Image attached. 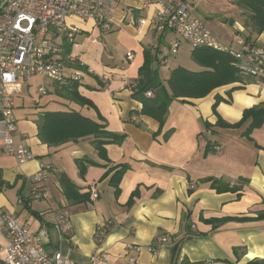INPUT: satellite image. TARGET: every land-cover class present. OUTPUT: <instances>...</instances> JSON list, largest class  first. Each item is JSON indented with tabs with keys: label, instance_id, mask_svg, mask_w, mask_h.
Masks as SVG:
<instances>
[{
	"label": "crops",
	"instance_id": "0c3cea01",
	"mask_svg": "<svg viewBox=\"0 0 264 264\" xmlns=\"http://www.w3.org/2000/svg\"><path fill=\"white\" fill-rule=\"evenodd\" d=\"M184 2L205 24L217 18L232 20L240 27L234 32H244V18L235 0ZM139 4V0H121L108 30L93 22L74 21L81 33L70 50L82 73L78 93L92 103V107H80L71 102L78 108L75 111L105 123L108 132L122 139L106 145L104 156L90 140L50 147L38 138L36 115L15 118L14 140L27 147L34 159L20 165L2 151L0 141L4 183L0 184V207L15 214L34 233L46 227L47 253H58L67 264H85L96 254L105 256L100 264H248L256 260L264 264V221L234 220L216 227L207 223L222 217L256 218L264 211V120L249 135L245 133L251 118L235 129L215 127L218 117L235 125L245 111L264 107V86L254 82L230 92L239 86L232 84L202 99L175 100L161 127L148 117L140 118L141 126H136L130 113L140 111L141 105L132 100L131 88L145 51L154 52L157 64L165 67L167 57L161 60L159 55L168 34H172L157 32L148 21L154 9L141 11ZM131 18L147 21L141 27L132 26ZM209 31L219 42L224 41L225 30L216 23ZM252 41L264 49V32ZM128 53L131 59H127ZM152 69L161 82L157 65L152 64ZM216 96L224 99L216 108L217 115L213 112ZM208 143L214 152L206 153ZM82 158L93 161L84 175L79 174L76 162ZM41 165L53 169L43 184L45 199L31 194L30 177ZM118 171L123 174L115 194L109 182ZM62 174L87 197L68 200L59 183ZM208 178L220 179L239 190L217 193L206 182ZM94 193L96 199L92 198ZM133 193L137 196L130 203ZM59 211L68 213L71 223L70 234L61 237L53 228ZM196 229L204 234L194 235ZM99 230L106 233L96 243ZM161 237L167 238L165 244L158 243Z\"/></svg>",
	"mask_w": 264,
	"mask_h": 264
},
{
	"label": "built area",
	"instance_id": "2783aa9c",
	"mask_svg": "<svg viewBox=\"0 0 264 264\" xmlns=\"http://www.w3.org/2000/svg\"><path fill=\"white\" fill-rule=\"evenodd\" d=\"M120 1L0 0V141L2 151L14 157L20 165L33 160L34 155L14 140L17 133L15 97L36 77L57 83L79 82L82 78L77 68L79 63L71 51H66V47L75 45V38L81 33L74 21L93 22L100 29L108 30ZM139 3L141 11L154 9L148 21L157 32L170 31L176 37L170 42L173 53L179 48L180 41L192 49L229 51L233 56L232 66L240 74L264 85V49L246 44L240 34L234 36V41L241 45L239 50L224 47L184 0H139ZM146 21L131 18L130 24L141 27ZM126 57L131 59L132 55L128 53ZM37 93L46 95V87L39 85ZM51 170L49 165H41L40 170L30 177L34 198H46L43 184ZM96 197L94 193L92 198ZM53 228L59 237L69 235L68 213L57 212ZM105 233L99 230L96 237ZM48 236L46 227L41 233H34L15 214L5 213L0 207V264H67L58 253H47L45 240ZM166 242L167 238L161 237L158 243ZM151 250L157 252L155 247ZM104 259L103 254H96L85 264L104 263ZM130 261L134 263L135 259Z\"/></svg>",
	"mask_w": 264,
	"mask_h": 264
},
{
	"label": "trees",
	"instance_id": "16d2710c",
	"mask_svg": "<svg viewBox=\"0 0 264 264\" xmlns=\"http://www.w3.org/2000/svg\"><path fill=\"white\" fill-rule=\"evenodd\" d=\"M235 2L241 16L244 18L242 23L244 28L243 34L236 31L235 35L242 34L241 36L244 42L248 45H253L252 38L264 32V0H235ZM70 49V46L66 47V51H70ZM192 50V60L202 70L189 71L185 68L177 67L172 70L170 77L166 81V86L160 81H157L154 75L152 64H154L156 58L151 54V51H145L144 62L139 69L135 85L131 88L132 100L141 105L140 111L130 113V117L135 119L133 123L136 126H141L140 118L148 117L157 121L161 127L165 122L171 103L175 100L186 102L190 99H202L217 88L238 84V87L231 89L230 92H232L234 90H240L243 86L250 85L252 82H256L255 79L240 74L232 66L233 56L229 51L211 48ZM65 85L56 89L57 95L65 97L66 100L80 107H92V103L78 93L79 85L77 82H70V86L68 87ZM147 93H151V95L147 96ZM221 102H224V99L216 96L213 105L215 115H217L216 108ZM250 118L251 123L245 135H249L253 129L259 128L262 125L264 120V107H255L245 111L242 120L235 125L226 124L218 117L215 127L235 129ZM35 123L38 129L39 140L50 147H59L79 140H90L98 154L104 156V147L106 145L116 144L122 139L121 136L108 132L105 123L92 120L75 110L41 113L36 116ZM206 127L210 128V125L207 124ZM206 147V153L214 152L212 151L210 143ZM76 162L78 164L79 174L81 175H84L86 168L93 163L88 158H82ZM122 174V171H118L110 179L109 183L114 188L115 194L119 191ZM239 181L247 182L245 179H239ZM206 182H209L210 188L214 189L217 193L237 192L239 190L236 186H230L229 183L223 182L220 179L208 178ZM59 183L64 189L68 200H83L87 197V195L79 194L76 185L64 174L60 176ZM0 184H4L1 176ZM136 196L137 193L131 195L130 203H132L133 198ZM234 220L240 222L252 220L264 221V211L257 215L256 218L247 216L222 217L220 219L207 220V223L211 227H216L222 223ZM202 234L204 232L199 229H196L194 233L197 236ZM103 236L96 237V243H99ZM259 262L256 260L248 264H259Z\"/></svg>",
	"mask_w": 264,
	"mask_h": 264
},
{
	"label": "rangeland",
	"instance_id": "374dc122",
	"mask_svg": "<svg viewBox=\"0 0 264 264\" xmlns=\"http://www.w3.org/2000/svg\"><path fill=\"white\" fill-rule=\"evenodd\" d=\"M217 21H205L206 25L209 29L214 26L216 23L221 29H224L223 33V42L226 46L231 47L232 50H239L240 44L238 42L232 41L235 36V30H240L239 25H229V21L227 23H223L219 18ZM223 20V19H222ZM210 22V23H209ZM217 29V28H216ZM216 32V31H215ZM243 34V33H242ZM240 34V35H242ZM169 39H176L173 34H168ZM167 35V36H168ZM219 39L221 38L218 37ZM164 41L163 47L161 48L162 53L159 55V59H163L164 56L167 57L168 64L163 67L157 64L156 60L154 62L158 67V71H160V80L166 86V79L170 77V74L173 69L176 67L185 68L189 71H200L202 68L192 60V48L184 41H180V48L176 50L175 53L170 50V42ZM169 42V44H168ZM225 47V46H224ZM154 56V52L152 53ZM155 57V56H154ZM248 79V78H246ZM168 80V79H167ZM256 83V82H255ZM66 84V85H65ZM254 84V82H252ZM39 85H43L47 88V94L44 96L39 95L37 93V87ZM62 83L53 82L52 80L36 77L34 80L28 85L24 91L15 97V107H14V116L16 119L24 118L26 116H34L45 112H55V111H67V110H77L78 108L74 106L71 102L66 100L65 97H61L57 95L56 89L61 88ZM66 87L70 86L69 83L64 82ZM248 85H246L247 87ZM264 86L263 84H259V87ZM64 87V86H63ZM66 156H63V159ZM67 159L64 160L66 162Z\"/></svg>",
	"mask_w": 264,
	"mask_h": 264
},
{
	"label": "water",
	"instance_id": "95a60500",
	"mask_svg": "<svg viewBox=\"0 0 264 264\" xmlns=\"http://www.w3.org/2000/svg\"><path fill=\"white\" fill-rule=\"evenodd\" d=\"M226 22H227V21L224 19V20H223V23H226ZM228 23H229V25H233V21H232V20H230Z\"/></svg>",
	"mask_w": 264,
	"mask_h": 264
}]
</instances>
